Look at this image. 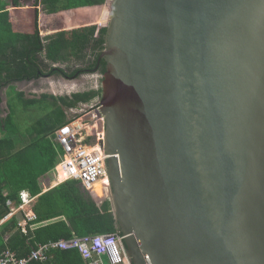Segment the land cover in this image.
<instances>
[{
	"label": "water",
	"instance_id": "1",
	"mask_svg": "<svg viewBox=\"0 0 264 264\" xmlns=\"http://www.w3.org/2000/svg\"><path fill=\"white\" fill-rule=\"evenodd\" d=\"M101 58L132 264H264V0H112Z\"/></svg>",
	"mask_w": 264,
	"mask_h": 264
},
{
	"label": "trees",
	"instance_id": "2",
	"mask_svg": "<svg viewBox=\"0 0 264 264\" xmlns=\"http://www.w3.org/2000/svg\"><path fill=\"white\" fill-rule=\"evenodd\" d=\"M28 1L33 2V8L26 9ZM103 6L106 8L99 26L70 31L66 29L46 36L39 29L42 13L57 16ZM110 9L112 0H0V93L2 89L19 81H34L52 76L76 79L94 72L103 75L106 63L101 54L105 49ZM105 22L107 26H104ZM29 25H34V28L29 29ZM74 63L80 68L67 71L56 67L68 65L70 68ZM101 94L102 89L99 88L71 97L43 95L41 99L27 100L25 93H17V98L23 99L27 109L37 103H49V100L53 103L44 108L46 113L33 126L29 145L17 153L15 139L9 137L19 136V130L15 128L11 114L4 121L7 138H0V220L10 212L11 200L18 204L22 202L20 192L23 190L39 198L31 203L37 218L28 221L25 230L16 217L2 223L0 256L11 251L19 258H24L39 245L50 242L120 233L108 197H99L107 194L103 184L93 187L92 192L83 191L73 181L45 192L40 185L41 178L64 160H58L62 150L53 140L56 132L68 123V110L80 104L92 103ZM30 264L86 263L76 250H55L51 251L45 262L34 261Z\"/></svg>",
	"mask_w": 264,
	"mask_h": 264
},
{
	"label": "built area",
	"instance_id": "3",
	"mask_svg": "<svg viewBox=\"0 0 264 264\" xmlns=\"http://www.w3.org/2000/svg\"><path fill=\"white\" fill-rule=\"evenodd\" d=\"M98 128L91 137L86 134L85 123L69 122L57 131V143L64 152V160L57 165V179L59 184L73 181L87 192L93 191L94 185L106 178L107 165L105 160L106 128L105 118L96 111ZM110 182L107 184L109 188ZM32 201L28 192H22V207ZM7 215L4 220L13 217ZM37 218L35 213L26 212L19 225L25 230L27 222ZM3 220V221H4ZM2 222H0V226ZM76 250L86 264H132L123 243L122 234H97L91 236L75 237L50 242L33 250L28 256L19 258L14 252L6 251L0 256V264H30L31 262H45L51 251Z\"/></svg>",
	"mask_w": 264,
	"mask_h": 264
},
{
	"label": "rangeland",
	"instance_id": "4",
	"mask_svg": "<svg viewBox=\"0 0 264 264\" xmlns=\"http://www.w3.org/2000/svg\"><path fill=\"white\" fill-rule=\"evenodd\" d=\"M11 1V0H9ZM27 9L33 8V2H26ZM42 8V6H40ZM106 8V7H105ZM104 6L94 10H80L64 13L57 16H47L44 13L39 18V29L43 36L49 34H56L62 30H74L83 29L89 26H99L101 24L102 14L104 12ZM107 26V22L104 23ZM34 25H29V29H33ZM108 29V28H107ZM57 68H63L67 71H73L76 68H80L76 63L72 64L69 68L68 65H58ZM102 76L99 72L88 73L81 75L79 78L66 79L61 76L44 77L38 80H34L29 84L18 85V90L26 92L33 99H41L43 95L48 94L55 97H71L75 94L86 93L101 88ZM13 92V91H12ZM11 92V93H12ZM14 96H10L11 105V118L14 124L17 126V130L31 133L33 126L36 122L44 116L46 110L51 103L34 104L27 109L23 99L17 98V93L14 91ZM102 94L100 98H95L92 103L80 104L78 107L68 110L67 118L71 122L85 123L86 134H90L92 137L95 133V129L98 128L96 121V111L102 107ZM8 113L7 106L5 104L0 105V116L5 117ZM0 122L2 124L3 121ZM16 128V127H15ZM53 174V172H52ZM55 176V174H53ZM110 188V186H109ZM108 188V190H109ZM82 189V188H81ZM104 196L109 198V191ZM84 191V190H83ZM92 192V191H91ZM33 211H28L32 213ZM34 213V212H33ZM106 264H108L107 258H105Z\"/></svg>",
	"mask_w": 264,
	"mask_h": 264
},
{
	"label": "crops",
	"instance_id": "5",
	"mask_svg": "<svg viewBox=\"0 0 264 264\" xmlns=\"http://www.w3.org/2000/svg\"><path fill=\"white\" fill-rule=\"evenodd\" d=\"M27 9V8H26ZM29 9V8H28ZM41 9V8H40ZM31 82H34V81H19V82H14L13 84H11L9 87H6L4 89H2L1 93H0V97H1V104H5L7 106V110H8V113L5 115V117H1V121H3L1 124V127H0V138H7V133H6V128L4 126V121L8 118V116L11 114V109H10V96H14V91H16V93H25L26 95V99L27 100H33L32 97H30L26 92L22 91V90H18V85H22V84H29ZM13 91V92H12ZM12 92V93H11ZM45 95H48V94H45ZM18 97V95H17ZM70 121H68L69 123ZM16 129H17V126L15 125ZM19 132V136L13 138V137H9L11 139H15L14 140V145L16 146V151L15 153L19 152V151H22L25 147H27L30 143V133H27V132H22V131H17ZM56 136H57V132H56ZM55 136V140H53L54 143H56L58 146L59 144L57 143V138ZM60 147V146H59ZM61 148V147H60ZM62 150V148H61ZM60 153H58L59 155ZM64 158V152L62 150V154L59 156L58 160L60 161V159H63ZM58 160H57V163H58ZM55 174V177H52L54 176L53 174ZM52 172H50L47 176L41 178V188L43 190V192L55 187V186H59V181L57 179V175H56V172H57V166H55V168L52 170ZM54 178V179H53ZM7 192H10V189H7L6 190ZM28 192L29 195L32 197V201L36 198H39V196H32L30 194L29 191L27 190H23L22 192ZM22 192H20V194H22ZM32 201L27 205L25 206L24 208L22 207V203L23 202H20L19 204L16 203L15 201H10L9 204H10V207H11V210L9 213H7V215H9L10 213H13V217H9L8 219L4 220V218L7 216H4V218H2L0 220V222L4 223L6 221H8L9 219H12L14 217L17 218V220L19 222H22L23 221V215L28 212V211H33L34 210L31 208V203ZM35 213V212H34ZM4 220V221H3Z\"/></svg>",
	"mask_w": 264,
	"mask_h": 264
},
{
	"label": "bare ground",
	"instance_id": "6",
	"mask_svg": "<svg viewBox=\"0 0 264 264\" xmlns=\"http://www.w3.org/2000/svg\"><path fill=\"white\" fill-rule=\"evenodd\" d=\"M68 124V123H67ZM66 124V125H67ZM65 126V125H64ZM107 175H108V171H107ZM108 182H110L109 181V176H107L106 178H104V179H102L101 181H99L98 183H96V185H94V187L95 186H97V185H99V184H103L105 187H106V189L108 190V188H107V184H108Z\"/></svg>",
	"mask_w": 264,
	"mask_h": 264
}]
</instances>
